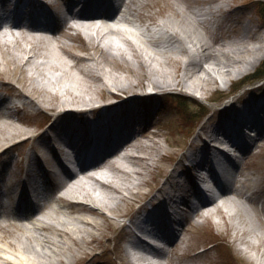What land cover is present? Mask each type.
Masks as SVG:
<instances>
[{"label":"bare ground","instance_id":"bare-ground-1","mask_svg":"<svg viewBox=\"0 0 264 264\" xmlns=\"http://www.w3.org/2000/svg\"><path fill=\"white\" fill-rule=\"evenodd\" d=\"M40 1L42 7L48 5L60 8L56 0ZM191 1L192 3L187 6L184 4L186 2L169 0L162 6L165 8V12L162 13L161 10H155V7L160 4L154 1L155 4H152V0H123L126 9L119 10L113 18L103 17L100 24L95 18L72 24L74 18H71L65 20L61 27L52 30H45L18 20L1 19L0 64L5 66V73L16 77L20 84L19 94L16 97L28 96L33 105L40 106L41 111L47 108L45 105L51 106L54 104L53 101L57 100L63 106L72 107L71 112L65 111L66 115H96L103 109L134 104L139 97L129 93H135L136 89L162 90L164 94L187 89L204 97L219 80L227 85L232 79L254 68L264 57V44L251 43L254 33L249 24L244 25L242 36L221 42L218 17L230 12L228 8L230 4L222 2L213 6L212 0ZM108 5L107 0H90L88 3L89 9L108 7ZM158 16L164 18L159 23H157ZM30 17L42 20L46 18V15L43 12L33 11ZM64 28L76 30L77 35L84 33L90 39L88 45L80 51L86 56H79L76 53L72 55L66 42L63 40L57 42L55 35L68 34ZM227 28L229 31L231 27ZM69 35L73 38L71 34ZM112 36L120 38L123 45L114 43ZM65 38L68 37L65 36L62 39ZM53 41L56 42L55 54H52L53 50L48 49ZM112 49L116 53H112ZM100 52L102 54H99ZM117 58L122 62L116 67L122 68L126 75L112 74V71L105 69L102 64L104 61V64L111 66ZM86 61H92L94 64L80 68ZM74 69H77L78 73L81 72L82 77L75 78L72 83L67 80H72ZM1 70L0 68V72ZM2 79L0 78V81ZM98 81L106 87L128 95L129 98L118 95L115 102L110 104L91 105L97 99L96 95L101 89L97 84ZM9 84L11 89H15L12 83ZM81 84H85V88H79ZM150 95H145L143 98L148 99L152 97ZM0 106L2 107L3 104ZM86 106L92 107L79 109ZM259 109V113L264 114V100L260 103ZM240 114L243 116L241 122L231 119L227 125L220 124L210 130L207 127L204 128L202 132L206 135V139L202 146L187 156L195 167L208 164L212 142L229 143L232 134L238 141L239 129L244 121L246 127L252 125L259 130V138L244 149L238 146L233 147L240 152L242 160L260 147L259 142L264 139V127L258 123V110H250L247 115L240 111ZM12 117H15L14 113L0 109V119ZM136 123L139 121L131 118L118 126L121 130H125ZM11 125L10 122L0 123V145L4 141L15 140L26 135L19 126ZM150 129L151 125L145 123L140 132H133L111 154L107 153L94 163L70 171L57 185L58 189H63L64 196H57L55 190L52 194H44L39 190L40 202L33 212L21 215L7 212L6 209L1 211L0 264H53V259L57 260L56 264H60L59 260L64 255L66 256L64 258L68 260L69 257L73 258L80 253L84 246L88 248L94 245L99 246V236L96 233L101 230V224L83 215L73 216L71 210L79 212L89 208L90 212L104 214L102 215L104 222L107 227L109 226V221L112 222V220L103 213V210L120 209L124 202L133 199L136 189L146 185V177L149 176L152 168L158 165V161L174 158L162 141L154 140L161 136L159 131L150 133ZM177 131L180 133L179 130ZM94 137L93 142L98 144L93 145L88 142L82 150L84 156L104 148L112 141V138L108 136L104 141L100 140L99 134H95ZM163 137L161 136L160 139ZM31 138L33 136L27 141ZM76 139L77 136L72 135L69 139L70 143L75 142ZM10 149L11 147H0V158H6ZM39 152L48 165L50 160L57 156L56 149L47 143ZM25 154L26 152L23 155ZM127 164L135 168L132 169ZM42 165L39 160L37 166L40 170L44 167ZM242 167L238 164L232 173L231 178L236 181L235 186L228 187L224 184L219 194L213 195L200 207L189 205V201H186L191 209L189 213L192 220L196 217L208 219L212 214H220L225 220L224 226L238 229L245 225L239 237L241 244L245 247L240 250L254 264H264V224L254 223L251 220L247 205L250 204L254 212L263 214L264 207L255 206V197L253 194H248V188H251L252 184L249 182L246 184L247 179H239L245 176ZM6 168L7 166H4L1 171H5ZM173 173L176 172L171 173L169 181L175 179ZM255 173L259 175V182L264 185V170L257 168ZM101 176L108 177V180H102ZM12 177L15 180L14 183L9 184L4 190L0 188L9 195L14 193V185L20 180V173L12 172ZM98 184L113 195L109 193L105 196L98 195ZM27 187L28 183L24 187L25 190ZM182 188L181 184L175 183L173 191H180ZM193 193L197 195L195 191ZM73 197L81 201H70L69 198ZM84 199H90L96 205ZM169 199L170 196L158 199L160 211ZM23 206L26 205L23 204ZM37 214L40 216L38 217ZM119 214L116 213L115 217L119 218L120 216H117ZM154 215L155 213H151V216ZM243 216L248 218L247 223ZM115 217L112 218L117 220ZM149 220L156 225L163 221V213L150 217ZM159 228L162 230L160 233L162 237L169 238V230L162 225ZM181 234L171 238L169 252L165 254L167 258H171L170 255L179 254L178 242L181 240ZM8 238L12 239L8 240ZM252 238H255V243L249 252L246 248L249 249L253 242ZM128 243L131 247L147 249L145 244H139L134 239H130ZM96 246L92 250H96ZM261 247L263 249H260ZM91 255L92 253L86 257ZM161 256L162 254L159 253L156 257ZM129 258V263L135 264L131 256ZM175 259L177 257L166 264H176ZM142 261L145 260L142 259ZM148 264L162 263L155 260Z\"/></svg>","mask_w":264,"mask_h":264},{"label":"rangeland","instance_id":"rangeland-1","mask_svg":"<svg viewBox=\"0 0 264 264\" xmlns=\"http://www.w3.org/2000/svg\"><path fill=\"white\" fill-rule=\"evenodd\" d=\"M160 4L155 7V10H161L162 13L165 12V8L162 7L169 0H152V4L154 2ZM181 2H186L187 6L192 3L191 0H180ZM222 2H226L230 4L229 13H224L220 17H218L217 24L219 25V40L230 41L231 39L238 38L243 34V27L246 24H249L250 27L253 28L254 38L251 40L253 45L264 44L262 39H264V18H262L261 4H264V0H212L211 4L216 6L221 4ZM263 7V6H262ZM167 12V11H166ZM165 16V15H164ZM164 19L162 16H158L157 23L161 22ZM75 24V22H71ZM227 27H231L228 31ZM66 32L68 34L55 35L57 38V42L63 40L68 44L69 50L73 53H76L79 56H86L85 53L80 52L81 49L88 45L90 39H88L84 33L81 35H77V31L74 29H68ZM71 34L73 38L69 35ZM51 36H53L51 34ZM67 36L68 38L62 39ZM263 38H262V37ZM50 37V36H49ZM114 43L117 45H123L121 43V39L117 36H112ZM51 40V39H50ZM106 41L103 40V43ZM55 41L51 42L48 46V49L52 51V54H55L57 51L55 49ZM260 43V44H259ZM112 53H116L114 49L111 51ZM264 52V51H263ZM99 54H102L100 52ZM119 57V56H118ZM122 60L117 58L115 62L109 66L108 64H104L103 66L107 70H111L112 74H123L127 73L121 68L119 69L118 65H121ZM264 63V57L257 63L254 68L250 69L244 75L239 76L236 79H232L229 81L227 85L221 83L219 80L213 87L212 90L207 92L206 95L201 96V94L194 93L190 90H175L170 93L180 95V98L171 99L170 97H149L143 98L145 95L149 93L156 92L158 94H162L164 91L162 90H142L136 89L135 93H129L133 96H138L139 100L134 104H130V106L125 107H117L118 109H125L129 111H138L139 115L150 114L151 120V129L150 133H154L159 131L161 136H164L160 139H154L155 141L160 140L165 148L168 147L169 152L174 156L170 160H162L158 161V165L152 168L151 172H149V176L147 178L146 185L142 186L140 189H136V194L133 199L124 202L120 209L116 211L103 210L105 215H108L110 219L109 226L104 222V217L98 212L92 211L90 212L89 208L86 210H82L76 212L78 210H71L73 216L83 215L86 218L94 219L98 223L101 224V230L97 231L96 235L99 236L100 244L96 246V250H92L94 246H84L81 252L76 254L73 258L69 257L66 260L62 256L59 260L60 264H132L129 263L130 256L134 262V255H139V260L145 261L148 260V250L143 248H137L135 246H129L130 235L128 232L126 233V223L129 220V217L134 215L140 211L139 201H142L144 197L148 196V194L158 188L161 184H163L166 180H168L172 171L177 167L179 169H184L186 166L185 162L182 164H178L186 154L189 152L197 151L202 146L203 138H206V135L202 134V131L205 127L208 130L213 129L220 124H224L226 119H229V116L237 109H243L246 104H258L260 100H264V80L256 81L257 72L259 68ZM92 61H86L81 65L80 68L89 67V65H93ZM4 65L0 64V68L2 69L0 72V78H3L0 81V91L2 95L7 97V92L11 89L8 84L12 83L15 86V89H12V95H18V88H20V84H18L17 78L6 74L4 70ZM103 67V68H104ZM10 69V66H9ZM79 70V69H78ZM126 74H125V73ZM72 80L76 78H81V72L78 73L77 69H74ZM110 76V75H109ZM145 83L147 81L144 80ZM97 84L100 86V90L96 95L97 99L91 103V105L100 106L107 105L115 101L118 95L126 96L122 92L113 90L110 87L104 86L101 81H98ZM10 85V84H9ZM85 85V84H84ZM83 84L79 86V88H85ZM242 87V89L238 92H234V89H238ZM78 88V89H79ZM110 88V89H109ZM233 91V92H232ZM223 97H228V99L221 101ZM180 99V100H179ZM96 102V103H95ZM53 105L47 106L45 110H39L40 106H35L32 104L31 99L28 96H24L20 98L19 104H27L28 107L23 111L12 112L15 113L11 119H0V123L2 122H10L12 125L16 124L23 131L25 136H20L15 140H7L2 142L0 147L8 148L13 147L10 150V156L12 158V162L18 160V157H14L13 153L20 152L22 155L26 152L27 155H34V150L36 146H39L38 140L34 141L29 140L30 137H34L35 135H39V127H41L42 122L46 118V115H52L55 117L62 118L66 117L75 123H79L80 119L77 116H72L70 114L65 113V111H70L72 107L63 106L57 100L53 101ZM142 104V105H141ZM133 105V106H132ZM232 105V106H231ZM92 106L81 107L79 109H89ZM233 107V108H232ZM227 108V109H226ZM177 109H181L178 111ZM8 111V110H7ZM11 113V112H9ZM81 115V114H80ZM135 115V114H134ZM260 118V124L264 127V119ZM179 130L180 133L177 131ZM198 135V137H197ZM203 139V140H202ZM149 143L150 141H146ZM260 147L255 149L247 158L238 159L236 164H240L243 166L244 175L240 177V180L247 179L246 184L249 182L252 184L249 189L248 194H253L255 197L256 203L255 206L258 208L264 207V185L259 182V175L255 173L257 168L264 170V139L259 142ZM7 157V156H5ZM41 159L45 162L42 155L39 156V160ZM4 158V157H3ZM2 158V161L4 160ZM158 158V157H157ZM41 160V162H42ZM237 160V159H236ZM54 163L53 160H50V164L48 166H52ZM25 163L20 164V166H24ZM132 169L135 168L131 166V164H127ZM247 167V168H246ZM246 168V169H245ZM8 171V170H7ZM3 174V175H2ZM4 174L7 177L8 174L3 171L1 173V178H4ZM69 174V173H68ZM67 174V175H68ZM101 179L104 181L108 180V177L101 176ZM186 180V179H185ZM2 181V180H1ZM16 183H19L16 182ZM225 186L232 187L235 186L236 181H227ZM101 186L98 184V187ZM98 195L105 196L109 193L108 190L99 187ZM55 190L57 196H64L63 189H58L57 185H51L47 188V191ZM55 193V194H56ZM111 196L113 194L109 193ZM77 198V197H76ZM75 197L69 198L70 201L78 202L81 200H77ZM87 202H92L90 199H84ZM90 200V201H89ZM187 201H189V205H192L193 199L192 197H187ZM192 202V203H191ZM249 216L254 223H263L264 224V214L261 212H254L251 210L250 204L247 205ZM186 209L191 210L186 207ZM8 212L9 210L6 209ZM116 213H120L116 218ZM114 214V215H113ZM262 214V216L260 215ZM39 217L40 215L37 214ZM115 217L117 220L113 219ZM186 227L181 232V240L178 242L179 246V254L170 255L171 258H167L165 254L166 251L169 252V247L164 252H161L162 256L160 258L154 257V260H159L162 264H166L170 260L175 259L176 264H254L249 261L247 257H245L244 253L240 248L245 247L241 244L239 237L245 228V225L238 229H231L229 226H224V219L220 214H212L209 218L204 217H196L195 220L189 218L186 215ZM248 217V216H247ZM245 223H247L248 218L243 216ZM253 224V223H252ZM253 233L255 231L253 230ZM108 238V239H107ZM12 238H8L11 240ZM239 239V240H238ZM252 243L249 246V249L252 250L253 243H255V238H252ZM248 246V245H247ZM260 249H263L261 247ZM93 251V252H92ZM92 253L91 256L86 257L88 254ZM68 255V254H67ZM68 257V256H67ZM57 260L53 259V264H56ZM58 263V262H57Z\"/></svg>","mask_w":264,"mask_h":264},{"label":"trees","instance_id":"trees-1","mask_svg":"<svg viewBox=\"0 0 264 264\" xmlns=\"http://www.w3.org/2000/svg\"><path fill=\"white\" fill-rule=\"evenodd\" d=\"M262 6H261V10H263V12H262V18H264V4L262 3L261 4ZM257 78L255 79L256 81L257 80H264V63H263V65L261 66V68H259V70H258V72H257V76H256ZM180 100V99H179Z\"/></svg>","mask_w":264,"mask_h":264}]
</instances>
